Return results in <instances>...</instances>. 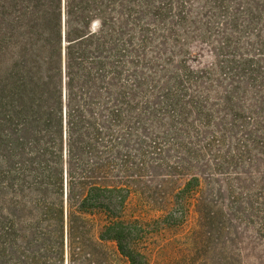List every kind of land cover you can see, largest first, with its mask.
<instances>
[{"label":"trees","instance_id":"16d2710c","mask_svg":"<svg viewBox=\"0 0 264 264\" xmlns=\"http://www.w3.org/2000/svg\"><path fill=\"white\" fill-rule=\"evenodd\" d=\"M242 2L249 24L262 21L263 29L253 35L264 47L259 34L264 32V0ZM207 4L228 11V0ZM169 13L172 7L156 0H0V264H150L143 242L150 222L126 218L131 191L122 110L128 64L152 69L156 60H164L161 81L142 79L140 84L147 86L148 95L150 88L161 93L165 106L159 112L168 114L175 135L198 137L190 107L202 116L197 123L211 125L201 104L186 91L198 70L183 72L182 59L180 66L174 64L191 36L184 27V2L172 14L180 29L169 18L165 21ZM238 20L234 14L236 29ZM152 52L159 55L151 59ZM232 57L220 65L222 73L238 71L264 87L259 60ZM168 77L171 82L162 84ZM235 116L211 133L204 152L185 141L177 143L189 156L180 157L187 170L208 156L217 173L231 175L264 157V96L258 110L242 109ZM236 131L224 154L220 147L226 146L227 133ZM229 187L228 208L264 231V176L253 188ZM201 192L197 174L174 191L181 216L186 215L183 200L198 199L203 226L226 233V222L218 220L225 216L223 209ZM173 218L166 216L165 224H179Z\"/></svg>","mask_w":264,"mask_h":264},{"label":"rangeland","instance_id":"374dc122","mask_svg":"<svg viewBox=\"0 0 264 264\" xmlns=\"http://www.w3.org/2000/svg\"><path fill=\"white\" fill-rule=\"evenodd\" d=\"M156 1L164 7L170 5L173 15L178 13L180 2L185 4L188 19L184 27L191 36L184 41L188 43L185 54L178 50L174 64L180 66L179 61L182 59L186 66L183 72L187 68L198 70L194 74L196 82L186 83V91L201 104L202 114L210 119L211 125L204 127L197 123V119L202 116L190 107V121L196 123L199 135L196 132L194 135L198 137L187 139L183 133L175 135L170 129L168 114L159 112L165 106L161 93L148 87L151 91L148 95L147 86L140 84L142 79L154 81L156 78L161 81L159 75L164 60H156L158 66L152 69L128 64L125 75L126 104L122 110L128 126V130H125L124 151L128 157L127 177L131 191L126 205V218L150 222V233L143 241L150 264H264V231L249 222L244 214L228 208V204L232 205L229 184L236 190L240 186L253 188L257 178L264 176V157L250 165L246 164L237 173L224 175L214 170L212 158L208 156L205 162H193L195 166H188L187 170V163L180 157L189 156L177 146L180 141H185L190 147L204 152L202 145L211 133L222 130L224 121L230 124L236 117L235 113H240L242 109H259L264 87L259 83H250L243 73L236 71L233 75H226L219 68L222 64L226 65L233 55L237 60H240V55L251 57L264 66V47L260 39L253 35L258 33L255 30L263 29L262 21L249 24L242 0H228L227 12L209 7L207 0ZM172 14H167L165 21L169 18V21L175 22L174 27L180 29L178 19ZM234 14L239 18L237 29L232 21ZM146 17L142 19L149 22ZM246 25L249 29L241 32ZM259 34L264 35V32ZM228 36L231 41L227 40ZM167 49L172 47L167 46ZM158 55L152 52L150 58L155 59ZM166 82H171L170 77L162 84ZM102 96L107 97L105 93ZM146 96L148 101L143 98ZM151 112H155L156 116ZM236 133H227L226 146L220 147L224 154L229 149L227 145L234 143L233 136ZM154 141L157 142L155 147ZM191 174H197L201 179L200 195L211 197L223 209L225 216L218 220L226 222V233L210 232L203 226L205 219L197 212L202 202L198 199L183 200L182 206L186 209L184 218L178 211L173 193L185 185ZM170 214L179 224H165L164 219Z\"/></svg>","mask_w":264,"mask_h":264},{"label":"water","instance_id":"95a60500","mask_svg":"<svg viewBox=\"0 0 264 264\" xmlns=\"http://www.w3.org/2000/svg\"><path fill=\"white\" fill-rule=\"evenodd\" d=\"M63 9L65 10L64 6H63ZM63 27H64V30H63L64 43H66V38H65V12L63 13ZM65 96H66V93H65Z\"/></svg>","mask_w":264,"mask_h":264}]
</instances>
